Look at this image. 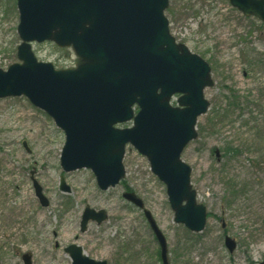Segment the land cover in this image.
I'll return each instance as SVG.
<instances>
[{"label":"rangeland","instance_id":"1","mask_svg":"<svg viewBox=\"0 0 264 264\" xmlns=\"http://www.w3.org/2000/svg\"><path fill=\"white\" fill-rule=\"evenodd\" d=\"M165 15L177 41L212 70L214 85L205 91L209 111L182 157L192 169L198 203L208 211L205 230L192 233L175 223L166 186L133 147L126 149L124 184L102 191L91 170L62 169L66 137L51 117L26 97L5 98L0 99V264H24L26 254L32 264H72L66 252L72 245L107 264H162L143 212L122 198L126 188L166 237L171 264L264 262V24L245 17L229 0H169ZM18 24L16 0H0L4 70L20 63ZM33 50L57 69L72 68L77 59L71 49L53 43L33 44ZM86 207L105 211L108 220L91 222L82 232ZM226 237L237 245L233 253Z\"/></svg>","mask_w":264,"mask_h":264},{"label":"water","instance_id":"2","mask_svg":"<svg viewBox=\"0 0 264 264\" xmlns=\"http://www.w3.org/2000/svg\"><path fill=\"white\" fill-rule=\"evenodd\" d=\"M229 2L264 23V0ZM168 8L169 0H17L21 64L7 71L0 67V99L25 96L50 116L66 135L63 170L90 169L102 191L125 178L123 161L131 144L165 184L175 223L200 233L207 208L197 201L192 169L182 155L198 137V120L210 107L205 90L214 82L209 64L171 35ZM45 42L71 48L75 67L58 70L40 62L32 44ZM130 122L131 128L119 127ZM34 188L48 207L37 182ZM61 189L69 192L64 180ZM123 199L145 208L135 193L125 192ZM144 215L160 245L162 264H170L164 234L149 211ZM107 219L105 211L86 207L81 230ZM226 246L230 252L236 249L228 237ZM66 252L72 264H107L85 256L79 246ZM23 261L32 264L29 255Z\"/></svg>","mask_w":264,"mask_h":264},{"label":"trees","instance_id":"3","mask_svg":"<svg viewBox=\"0 0 264 264\" xmlns=\"http://www.w3.org/2000/svg\"><path fill=\"white\" fill-rule=\"evenodd\" d=\"M233 105L236 106L237 104L233 103ZM234 152H236V151H234ZM126 190L131 191L129 188H126Z\"/></svg>","mask_w":264,"mask_h":264}]
</instances>
